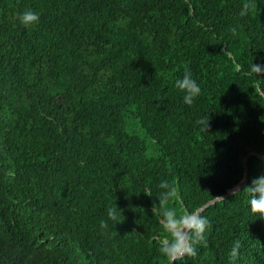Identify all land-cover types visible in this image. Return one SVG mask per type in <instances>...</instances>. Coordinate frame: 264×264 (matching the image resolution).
I'll return each instance as SVG.
<instances>
[{"label":"trees","instance_id":"16d2710c","mask_svg":"<svg viewBox=\"0 0 264 264\" xmlns=\"http://www.w3.org/2000/svg\"><path fill=\"white\" fill-rule=\"evenodd\" d=\"M29 9L40 20L25 26ZM253 63L264 0H0V264H168L163 211L227 194L253 153L247 184L200 214L204 238L176 264H264L244 190L264 174ZM161 180L178 193L163 206Z\"/></svg>","mask_w":264,"mask_h":264},{"label":"clouds","instance_id":"9594fccd","mask_svg":"<svg viewBox=\"0 0 264 264\" xmlns=\"http://www.w3.org/2000/svg\"><path fill=\"white\" fill-rule=\"evenodd\" d=\"M244 8L247 9L248 5H245ZM241 15H244V12H241ZM39 20V13L31 9L19 14V21L25 26L35 25ZM250 72L264 76V65L253 63ZM175 87L183 93V103L186 105H191L201 91L190 71H185L183 76L175 81ZM208 120L209 118L201 119L197 121V124L202 126V130H207ZM158 187L162 190L159 196V203L162 206L169 199L178 198L177 188L167 180H161ZM244 190L249 196L247 203L250 213L264 219V174L254 178ZM239 191L238 189L234 190L233 194ZM108 214L109 216L113 215L112 211H109ZM161 225L163 230L169 234L170 239L161 240L159 251L167 258L168 264H176L178 259L196 254L193 245L203 240L209 221L207 217L194 211H184L178 214L173 208L163 211ZM239 249L240 243L234 242L229 252L233 261L238 258Z\"/></svg>","mask_w":264,"mask_h":264},{"label":"water","instance_id":"95a60500","mask_svg":"<svg viewBox=\"0 0 264 264\" xmlns=\"http://www.w3.org/2000/svg\"><path fill=\"white\" fill-rule=\"evenodd\" d=\"M252 155H256V154L253 153V154H251L250 156H252ZM250 156H248V157L246 158V160H245V169H246V177H245V179H244L240 184H238V185L235 186L233 189H231L227 194H225V195H223V196H221V197H218V198H216V199L210 201V202H209L208 204H206L204 207H202L201 209H199L196 213L201 214L203 211H205V210L208 209L209 207H211V206H213V205H215V204H217V203H219V202H221V201L227 199L228 197L234 195V194H233L234 190H237V189H238V190H242V189H243V187H244V186L247 184V182H248L247 163H248V159H249ZM263 160H264V157H263ZM236 193H237V192H236Z\"/></svg>","mask_w":264,"mask_h":264},{"label":"bare ground","instance_id":"6f19581e","mask_svg":"<svg viewBox=\"0 0 264 264\" xmlns=\"http://www.w3.org/2000/svg\"><path fill=\"white\" fill-rule=\"evenodd\" d=\"M27 206V205H26ZM36 209V208H35Z\"/></svg>","mask_w":264,"mask_h":264}]
</instances>
